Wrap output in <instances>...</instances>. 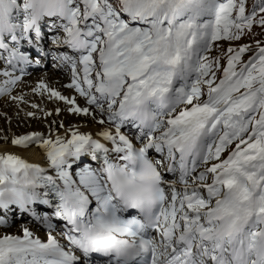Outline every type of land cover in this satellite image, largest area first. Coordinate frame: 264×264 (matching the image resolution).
Wrapping results in <instances>:
<instances>
[{
  "label": "snow or ice",
  "instance_id": "6c2138e0",
  "mask_svg": "<svg viewBox=\"0 0 264 264\" xmlns=\"http://www.w3.org/2000/svg\"><path fill=\"white\" fill-rule=\"evenodd\" d=\"M254 26L264 0H0V97L50 60L85 106L33 92L101 125L12 140L45 166L0 154V264H264V46H231ZM17 215L47 242L3 232Z\"/></svg>",
  "mask_w": 264,
  "mask_h": 264
},
{
  "label": "bare ground",
  "instance_id": "6f19581e",
  "mask_svg": "<svg viewBox=\"0 0 264 264\" xmlns=\"http://www.w3.org/2000/svg\"><path fill=\"white\" fill-rule=\"evenodd\" d=\"M261 29H263V28H261V27L255 28L256 31H260ZM5 109L7 111L10 110L8 105H5ZM15 109H18V107H15ZM22 109H25V112L20 113V114L15 113L14 116H16L18 118V122L21 121V123L24 124L25 129L23 130L21 128L20 123L15 124L13 122H12V124H10L9 128L6 129V131H4V128L0 129L1 130V132H0V154H15L19 157H22L23 159H25L28 162H31V163H38L39 162V163H41L43 161V159H42L43 157H40V156L43 155V153H42L43 150L40 149L38 146L30 147L28 149H22L20 147L13 146L11 143L12 140L15 139L18 135L25 134V132H27L29 130H34V128L36 127L33 120H30L28 118L27 113H29V112L37 113V111L35 109H32V108H22ZM51 110H52V108H51ZM63 115H64L65 120H67V118H69V117L73 118L72 116H69L67 113L63 114ZM76 121L77 122H75V123L78 124L79 123L78 119ZM30 123L32 124V128L29 126ZM46 123H49V122H46ZM14 125H16V127L11 128V126H14ZM28 126L30 129L28 128ZM38 126H41V125H38ZM65 129H67V128H65ZM40 130H38V131H40L41 133L48 132V130H46L45 127H42V126H41ZM99 130H100V127H97L96 125L91 123L90 119H85V126H83L82 128L79 129V131L81 133H86V134H92L94 132L97 133ZM31 133H33V132H31ZM64 135H65V130L60 133V136L63 137ZM4 138H6V139H4Z\"/></svg>",
  "mask_w": 264,
  "mask_h": 264
},
{
  "label": "rangeland",
  "instance_id": "374dc122",
  "mask_svg": "<svg viewBox=\"0 0 264 264\" xmlns=\"http://www.w3.org/2000/svg\"><path fill=\"white\" fill-rule=\"evenodd\" d=\"M256 28H259V27H256ZM254 44L255 45H257V42H260V44L261 45H263L264 44V32H263V30H261L260 32H259V34L257 35V37L256 38H254ZM241 44H245V43H241ZM9 106V105H8ZM31 107V106H30ZM22 108H29V107H18V109H15V107L14 106H9V111H7L6 109H5V106H1L0 107V129H3L4 128V131H6V129L7 128H9V126H10V124H12V122L13 123H20V126H21V128L24 130L25 129V127H24V124L23 123H21V121L20 122H18V118L16 117V116H14L15 115V113L16 114H20V113H23V112H25V109H22ZM6 110V111H5ZM12 110V111H11ZM14 112V113H13ZM13 114V115H12ZM63 114H66V111L65 112H63ZM69 114V113H68ZM7 117V118H6ZM28 118L31 120V117H29L28 116ZM33 122H34V124H35V128H34V130L35 131H38V130H40L41 129V126L42 127H44V125L41 123V122H39V120H37V119H33ZM71 122L72 123H74V122H77L76 121V119L74 118L73 120H71ZM78 122H79V120H78ZM32 123V122H31ZM29 124V126H31V128H32V124ZM76 124V123H75ZM23 125V126H22ZM38 125H41V126H38ZM29 126H28V128H29ZM16 127V125H14V126H11V128H15ZM27 128V129H28ZM26 129V130H27ZM30 129V128H29ZM31 130H29V131H27V133L28 132H30ZM41 131V130H40ZM40 131H38V132H40ZM0 132H1V130H0ZM25 134H26V132H25ZM22 135V134H21ZM18 136H20V135H18ZM17 136V137H18ZM40 157H43V155H41ZM43 159V158H42Z\"/></svg>",
  "mask_w": 264,
  "mask_h": 264
},
{
  "label": "clouds",
  "instance_id": "9594fccd",
  "mask_svg": "<svg viewBox=\"0 0 264 264\" xmlns=\"http://www.w3.org/2000/svg\"><path fill=\"white\" fill-rule=\"evenodd\" d=\"M136 210L140 211V209H136ZM141 214H143V213H141Z\"/></svg>",
  "mask_w": 264,
  "mask_h": 264
}]
</instances>
